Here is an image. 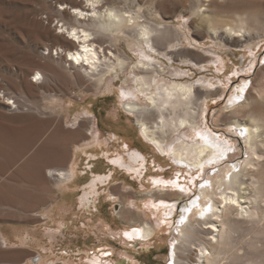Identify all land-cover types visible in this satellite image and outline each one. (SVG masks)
I'll list each match as a JSON object with an SVG mask.
<instances>
[{
	"label": "rangeland",
	"instance_id": "374dc122",
	"mask_svg": "<svg viewBox=\"0 0 264 264\" xmlns=\"http://www.w3.org/2000/svg\"><path fill=\"white\" fill-rule=\"evenodd\" d=\"M139 1L143 3L145 16L152 23L163 22L168 26V31L173 26H181L184 35V42L177 47L155 52L152 62L160 71L158 77L190 82L200 93H209L206 99L197 101L196 122L192 126L180 127L164 134V145L167 146L164 154L148 142L143 144L136 128L135 116L127 115L117 98L116 91L126 86L123 80L126 75L129 77V67L138 58L137 46L129 47L124 39L116 40L114 44L108 36H98L103 45L118 49L128 58L125 70L122 69L114 77V91L98 94L94 85L76 69H70L69 72L65 70L67 67L63 71V67L53 66L47 58V55L52 54V45L62 44L66 47L63 39L54 34L56 0H0V90H5L10 97L22 98L25 102L22 106L27 105L25 109L11 111L0 98V221L17 213L24 221L32 220V228L37 227L48 235H43V240L47 238L44 242L50 241L51 234L57 240L52 246L53 251L47 249L50 255L46 259L38 258L39 252H45L39 247L38 250L27 244L22 245L32 248L31 255L26 256L19 254L22 250L12 248L15 246L4 248V244L0 243V262H23L31 258L29 261L32 264H66V258L71 256L74 264L78 261L91 264L92 257L99 255L100 264H130V260L134 264H171L172 239L184 214L182 209L196 198L199 186L206 181L210 172L215 173L222 164L205 162L202 166H188L179 163L169 146L181 140H200V136L207 133L228 147L227 154L222 158L224 162L239 166L247 157L249 150L245 144L246 131L242 129L243 126L223 120L227 117L231 118V122L237 120L234 116L239 114L231 112L230 101L241 102L247 94L256 96L254 107L264 111V64L261 63L264 60V0H212L213 4L212 1L201 0L202 9L216 15V25L220 28L226 24L237 25L238 12L247 19L246 26L251 30L242 32L245 37L237 38L223 29L218 34L208 29L192 12L193 0H156L154 5L149 3L150 0ZM116 3L137 8L131 0L126 3L116 0ZM164 47L165 44L161 46ZM53 54L51 57L55 58V51ZM221 57L225 65L218 60ZM36 70L42 73L43 79L33 82L31 76ZM245 82H249L248 87L243 88ZM128 83L133 84L131 80ZM241 88L243 91H240ZM50 95L57 97L58 104L49 101ZM139 97L142 100L139 102L145 103L143 97ZM65 100L74 101L75 110L61 111ZM248 100L251 101L250 98ZM83 104L90 105L95 116L91 119L82 118L76 127L71 126L68 115L76 113ZM150 110L151 113L145 117L153 121L157 118V112L154 108ZM93 126L99 128L101 139L108 137L109 157L103 155L106 150L103 146L92 167L94 172L87 167L84 155L80 158L81 174L73 180L78 186L72 195L78 214L68 215L64 219L68 227L51 226L52 220L45 218L44 210L58 200L59 192L53 182L46 178L45 168L67 166L73 149L90 139ZM28 134L31 136L30 142H20ZM122 139L129 142L132 150L139 148L146 155V165L138 177L132 171L123 170L109 161L120 150ZM258 144L260 149L257 150L263 153L259 161L264 165V145ZM229 154L234 156L229 159ZM261 167L259 165L258 170ZM93 174H111L106 181L98 182L95 194L90 186ZM154 179L162 181L154 184ZM85 190L87 195L90 194L86 205H92L88 208L91 209L89 213L84 206L79 205ZM172 192L178 195L169 197L168 194ZM85 211L93 217L83 221L78 215ZM144 220L154 228V233L147 238L137 233ZM113 222L115 226L110 229L107 224ZM79 227L86 232L84 229L79 230ZM130 231L134 234H130ZM258 244L262 246L260 252L263 257L264 241ZM189 247V251L182 252L185 249L182 248L178 254L189 253L193 261L197 259L194 251L196 246Z\"/></svg>",
	"mask_w": 264,
	"mask_h": 264
},
{
	"label": "bare ground",
	"instance_id": "6f19581e",
	"mask_svg": "<svg viewBox=\"0 0 264 264\" xmlns=\"http://www.w3.org/2000/svg\"><path fill=\"white\" fill-rule=\"evenodd\" d=\"M124 1L126 3L128 0ZM131 2L135 3L136 9L126 6L127 4L121 6L116 3V0H56L57 6L54 13L57 16L55 15L54 34L63 39L66 47H63L62 44L52 45L50 47L51 56L54 55L53 52L55 51L56 57L52 58L47 55V58L53 66L63 67V71L71 72L70 69H73V71L76 69L94 85L98 94H105L114 91V77L122 69L125 70L128 58L118 49L103 45L98 36L100 34L102 37H104L103 35L108 36L109 41L113 42L124 39L129 47L137 46V49H139L138 58L130 67L128 66V74L130 75L129 77L126 75L123 80L126 86L116 91L117 98L121 103L122 110L129 116H135L136 128L143 144L148 142L159 153L164 154L167 151V146L164 145V134L180 127L192 126L196 122L195 105L197 101L202 98L206 99L209 93H200L196 90L194 84L190 82L170 81L158 77L160 71L153 66L155 63L152 62L154 54L159 49L177 47L179 43L184 42L181 26H173V29L168 31V26L165 23L160 21L152 23L145 16L142 9L143 3L139 0H131ZM193 2V6L191 5L192 12L214 34H218L223 29L225 32L233 33V37L237 38L239 36L245 37V33L251 30L246 26L247 19L240 16L239 12H236L238 16L237 21L235 20L237 25L235 23V25L226 24L220 28L216 25V15L202 9L201 0H193ZM149 3L154 5L156 0H150ZM213 3L214 1L211 4ZM46 17L49 19V16ZM256 19L259 20L257 16ZM188 37L193 39L190 35ZM163 44H165V47L161 48ZM115 47L117 48L116 45ZM218 60L225 65L222 57ZM67 67L68 69L64 70ZM32 76L37 80L43 79V75L39 70H36ZM129 79L133 83L130 84L131 86L128 83ZM139 96L143 97L145 103L139 102L142 101L139 100ZM2 97L3 100L11 98L4 94H2ZM255 97L247 94L245 100L241 102L230 101L232 102L231 112L239 115L234 116V118H237L234 122H231V118L228 117L223 120L229 124L242 125V129L246 131L245 144L249 151H247V157L244 161L242 160L243 163L239 166L223 161L222 158L228 147L215 141V138L213 139L207 133L201 135L200 140L189 142L181 140L169 146L173 157L175 160H179V163L188 164V166H199L200 164L202 166L205 162L222 164L215 173L210 172L206 181L199 186L196 198L186 208L182 209L184 214L175 228L176 234L172 239L171 254L173 260L171 264H264V256L262 257V250H260L262 246L259 247L258 244L264 241V169L261 170L264 165L259 161L263 157V153L257 150L260 149L258 143L264 145V111L259 108L257 110L254 107L255 104L253 105V103L257 99ZM249 98L251 101L248 100ZM49 101L58 104L55 96L50 95ZM87 104L80 105L73 115L67 114L71 126H74L80 117L86 119L91 117L93 111H91L90 105ZM75 106L74 101L65 100L60 110H75ZM153 108L157 112V118L149 121L145 115L151 113L150 109L153 110ZM107 138L101 139L99 128L93 126L90 139L74 149L73 157L67 166L53 165L46 167V178L53 182L59 192L58 200L44 210L45 218L52 220L51 226L68 227L69 225L64 222V219L68 215L73 214L76 216L78 214V211L76 212L74 209L76 200L72 198V195H74L78 186L77 182L73 180L74 178L76 180V177L79 178L81 174L79 173L81 159L84 155L87 160V167L94 172L92 170V167L95 166L94 160L97 158L99 151L103 149V146L106 150L104 153L101 152L107 158L109 157V140ZM21 141L28 144L30 134ZM121 145L120 150H118V147L116 148L118 152L115 157L109 158L110 163L123 170L132 171L136 177L142 175V169L146 165L144 152L138 150L139 148L132 150V146L124 139H122ZM228 156L230 159L234 155L229 154ZM259 165H262L260 170H258ZM110 176L111 174H93L94 178H91L90 182L91 190L94 191L98 182L106 181ZM161 181L160 179L153 180L154 184ZM86 192L85 190V193L83 192L80 197L79 205L84 206L89 213L91 209L88 208L92 205H86L88 195H90H87ZM176 195L178 194L175 192L168 194L169 197ZM86 211L78 215V217L81 216L83 221L85 218L93 217L92 214H86ZM74 219L77 220V217ZM249 223L250 226H248ZM107 226L111 229L115 226V223H109ZM78 229L83 230L84 228L79 227ZM41 231L37 227L31 229L26 226H11L9 228L0 226L3 242L10 245L27 244L37 249L39 247L40 250H45V252L40 253L38 251V258L46 259L50 255L47 249L52 250V246L57 240H54L56 236L51 234L49 235L50 241L48 243L44 242L47 238L44 237L46 239L43 240V235H48L43 234ZM84 232H86L85 229ZM137 233L138 236L147 238L154 233V228L148 221L144 220L141 222ZM130 234H134V232L130 231ZM9 236L12 238L9 239ZM191 245L196 246L194 251L197 259H193V261L190 259L189 253L187 255L178 254L180 250L182 251V248H185L182 252L189 251ZM242 249L243 251H241ZM70 257H65L66 260L63 262L74 264ZM100 259L99 255L95 258L92 257L91 264H100ZM179 260L186 262H179ZM18 264H32V262L26 260ZM75 264L82 263L78 261ZM130 264H134L133 260H130Z\"/></svg>",
	"mask_w": 264,
	"mask_h": 264
},
{
	"label": "crops",
	"instance_id": "0c3cea01",
	"mask_svg": "<svg viewBox=\"0 0 264 264\" xmlns=\"http://www.w3.org/2000/svg\"><path fill=\"white\" fill-rule=\"evenodd\" d=\"M95 116V114L93 113L92 115H91V117L90 118H88V119H91V118H93ZM72 117V116H71ZM80 119H82V117H80ZM79 119V120H80ZM79 121H77V123H78ZM76 123V124H77ZM76 124L74 125L75 127H76ZM30 139H31V136H30ZM86 142H88V141H86ZM83 144H85V143H83ZM82 144V145H83ZM78 146H80V145H78ZM78 146H76V147H78ZM75 147V148H76ZM74 148V149H75ZM74 149H73V154H74ZM72 157H73V155H72ZM71 157V158H72ZM85 160V159H84ZM87 161V160H86ZM96 160H94V162H95ZM90 165V164H89ZM48 167V166H47ZM45 170H46V168H45ZM46 176V175H45ZM47 177V176H46ZM49 221V220H48ZM0 226L2 227V228H9V227H11V226H17V227H29V228H31L32 229V220H29V221H24V219H23V217L20 215V214H17V213H13L10 217H9V219H7V220H2V221H0ZM9 239H11L12 237H8ZM2 235L0 234V243H2V244H4V248H11V247H8V245H10L9 243H6V242H3L2 240ZM11 246H15V247H12V248H15V249H20V250H22V251H20L19 252V254H24V255H31V252H32V248L31 247H23L22 245H11ZM19 246V247H18ZM26 260H31V258H29V259H25L24 261H26ZM0 263H7V262H0ZM9 263H12V262H9ZM18 263H21V262H14L13 264H18Z\"/></svg>",
	"mask_w": 264,
	"mask_h": 264
},
{
	"label": "built area",
	"instance_id": "2783aa9c",
	"mask_svg": "<svg viewBox=\"0 0 264 264\" xmlns=\"http://www.w3.org/2000/svg\"><path fill=\"white\" fill-rule=\"evenodd\" d=\"M31 79H32L33 82L37 81V79H35L33 76H32ZM2 94H4L5 96H9V95H7L5 90H3V89L0 90V98L3 99ZM3 101L7 105L8 109L11 110V111H17L20 108L21 109L27 108V105L22 106L23 103L25 104V102H24V100L22 98H15V97L11 96V98L9 100L5 99Z\"/></svg>",
	"mask_w": 264,
	"mask_h": 264
},
{
	"label": "snow or ice",
	"instance_id": "6c2138e0",
	"mask_svg": "<svg viewBox=\"0 0 264 264\" xmlns=\"http://www.w3.org/2000/svg\"><path fill=\"white\" fill-rule=\"evenodd\" d=\"M261 63L264 64V60H262ZM248 83H249V82H245L243 88L248 87ZM243 88H241L240 91H243ZM241 135H243V133H241Z\"/></svg>",
	"mask_w": 264,
	"mask_h": 264
}]
</instances>
